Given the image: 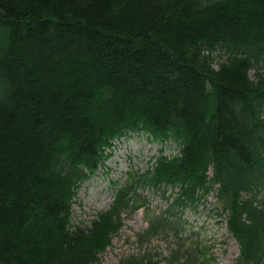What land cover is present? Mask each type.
<instances>
[{"label":"trees","instance_id":"1","mask_svg":"<svg viewBox=\"0 0 264 264\" xmlns=\"http://www.w3.org/2000/svg\"><path fill=\"white\" fill-rule=\"evenodd\" d=\"M263 67L264 0H0V264H97L167 189L143 238H177L171 220L213 193L237 264H264ZM139 133L177 155L72 227L78 189Z\"/></svg>","mask_w":264,"mask_h":264},{"label":"rangeland","instance_id":"2","mask_svg":"<svg viewBox=\"0 0 264 264\" xmlns=\"http://www.w3.org/2000/svg\"><path fill=\"white\" fill-rule=\"evenodd\" d=\"M254 77L255 72L251 71L250 80ZM126 138L113 144L105 164L78 189L71 209L72 227L89 228L97 216L109 210L115 190L126 184L130 175L150 169L159 152L167 157L177 155L174 145L157 144L143 133ZM173 194L170 191L165 198ZM142 196L146 205L122 216L121 230L97 264H168L175 252L182 255L178 264H184L189 256L195 257L193 264H237L239 247L229 234L226 217L220 216L219 205L212 195L196 207L180 211L171 220L180 227L177 238L172 231L143 238L156 217L166 211L168 203L148 191Z\"/></svg>","mask_w":264,"mask_h":264}]
</instances>
